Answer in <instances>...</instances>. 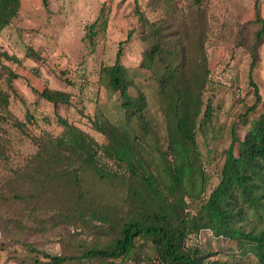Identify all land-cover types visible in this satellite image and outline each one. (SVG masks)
Instances as JSON below:
<instances>
[{"label":"rangeland","instance_id":"374dc122","mask_svg":"<svg viewBox=\"0 0 264 264\" xmlns=\"http://www.w3.org/2000/svg\"><path fill=\"white\" fill-rule=\"evenodd\" d=\"M18 1L17 17L8 26H0V89L8 96L10 113L7 122L0 114V154L5 157L0 160V264H34L29 245L56 255L61 253V243L85 249L117 237V228L98 212L67 221L47 213L33 223L26 221V209L58 199L61 179L56 171L72 165L71 145L89 136L101 147L98 161L107 173L129 174L126 164H117L103 152L109 150L113 156L114 144L121 138L119 131L125 128L118 92L111 89L104 71L114 64L118 50L128 94L142 95L146 105L145 124L133 121L130 126L132 135L139 137L136 154L165 187L175 181L168 151L166 104L152 77V69L159 65L147 70L142 64L146 65L152 43L167 53L174 52L178 37L187 44L186 32L194 39L192 55L199 62L205 61L208 69L202 103L196 98L187 100L183 112L188 136L192 134L191 119L195 121L194 150L206 182L198 202H187V211L195 212L200 200L218 183L231 127L238 128L239 119H245L248 127L264 113V39L258 48L257 66L250 71L254 0ZM259 3L264 19V0ZM149 24L160 30L163 46L149 38L153 31ZM252 83L260 95L254 109ZM44 89L66 92L69 103L54 106L39 96ZM206 107L210 120L204 124L201 119ZM60 119L72 125L73 138H61L64 127ZM48 141L51 144L46 150L25 164L36 154L37 142ZM23 165L22 175L7 181L11 171ZM84 179L97 198L104 197L109 205L118 204L122 190L105 188L89 174ZM7 213L26 222L22 226L6 224L3 214ZM197 243L211 253L210 259L256 264L208 231L188 242ZM120 262L105 264H160V259L153 246L145 243L137 255ZM84 263L99 264L96 260Z\"/></svg>","mask_w":264,"mask_h":264},{"label":"trees","instance_id":"16d2710c","mask_svg":"<svg viewBox=\"0 0 264 264\" xmlns=\"http://www.w3.org/2000/svg\"><path fill=\"white\" fill-rule=\"evenodd\" d=\"M259 4V0H254L252 24L255 31L253 46L249 49L250 71L257 66L258 48L264 39V19ZM18 10V0H0V26H8L17 17ZM149 27L153 28L149 38L160 43V30L154 24H149ZM188 34L185 33L187 44L180 42L181 38L178 37V49L174 52L167 53L159 44L152 43L146 65L142 64L147 70H151L155 64L159 65L152 69V77L156 79L158 94L166 104L168 151L175 181L165 187L153 172L143 167L136 154L139 137L132 135L130 126L133 121L145 124L143 112L146 105L142 95L131 97L128 94L129 84L119 64L121 52L118 50L114 64L104 68V71L109 76L111 89L118 92L125 128L118 130L121 138L114 144L113 156H110L109 150L103 152L117 164H126L129 174L118 175L116 171L107 173L98 161L101 147L89 136L84 142L71 145L74 152L72 165L56 171V176L61 179L58 199L26 209V221L33 223L47 213L67 221L74 217L82 218L86 212H98L111 223L113 229L117 228V237L102 246L92 245L85 249L61 243V253L56 255L29 245L34 264H85L89 260H96L99 264L116 260L123 262L137 255L145 243L153 246L160 264H229L220 259H210L211 253L198 243L188 244L193 236L197 237L203 231L210 232L215 239L230 243L239 250L240 256H250L256 264H264V113L251 120L248 127L245 119H239L238 128L231 127L230 143L224 151L217 185L205 199L200 200L195 212L187 211L189 202L195 203L200 199L206 182L194 150L195 121L191 119L192 134L188 136L189 128L183 112L187 100L196 98L202 103L208 77L205 61L199 62L192 55L194 39ZM252 85L256 97L254 109L260 95ZM39 96L54 106L69 103V95L62 91L44 89ZM0 114L7 122L10 114L8 96L1 89ZM201 120L204 124L209 123V108H205ZM60 123L64 127L61 138H73L72 125L61 119ZM99 131L102 133L101 129ZM49 144L50 141L37 142L36 154L25 164L38 158ZM67 156L70 157L69 154ZM4 158V154H0V160ZM25 166L13 169L7 181L22 175ZM88 174L105 188L122 190L118 204L109 205L103 200L104 197L97 198L84 179ZM3 220L6 224L20 226L26 222L17 221L14 213L3 214Z\"/></svg>","mask_w":264,"mask_h":264}]
</instances>
